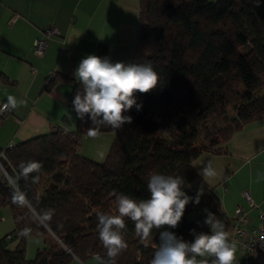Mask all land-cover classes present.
<instances>
[{"label": "trees", "instance_id": "1", "mask_svg": "<svg viewBox=\"0 0 264 264\" xmlns=\"http://www.w3.org/2000/svg\"><path fill=\"white\" fill-rule=\"evenodd\" d=\"M139 0V33L131 63L150 62L160 76L153 91L136 94L142 108L125 115L131 124L120 129L100 126L113 141L103 162L79 154L90 120L77 118L71 131L53 132L0 149V208L14 222L0 237V264H85L99 255L107 259L99 240L97 214H117L115 196L147 199L148 178L156 172L180 176L184 191L200 204L189 203L182 221L167 229L191 242L190 230L205 207L228 229L233 222L221 209L213 189L193 168L202 153H225L229 139L245 126L264 119V0ZM100 46L97 56L106 57ZM68 77L47 74L44 91ZM0 82L6 79L0 76ZM73 81L69 107L80 89ZM74 110V109H73ZM165 133V134H163ZM168 135V136H166ZM42 164L39 180L19 177L21 162ZM22 194L24 206L13 202ZM234 217V216H233ZM128 244L116 264H149L158 247V231L142 243L134 223L125 218ZM27 229V234H22ZM9 236V238H7ZM44 244L26 259L29 237ZM14 243L9 247L8 243ZM211 259V258H209Z\"/></svg>", "mask_w": 264, "mask_h": 264}, {"label": "crops", "instance_id": "2", "mask_svg": "<svg viewBox=\"0 0 264 264\" xmlns=\"http://www.w3.org/2000/svg\"><path fill=\"white\" fill-rule=\"evenodd\" d=\"M138 15L139 0H0V76L7 81L0 82V105L8 95L26 101L0 117V149L57 129L73 131L77 117L69 100L80 61L87 55H97L100 46H105L106 57L113 63H131L139 33ZM50 27L59 35L50 36L43 55L36 56L32 43ZM50 71L73 81L57 82L44 91ZM225 147L223 154L202 153L192 165L199 174L211 162L216 176H199L213 189L229 218L237 208L247 212L244 232L231 241L236 247L234 264H243L239 244L251 228L264 227V119L235 133ZM244 191L257 209L244 201ZM258 212L263 215L261 220ZM13 229L9 209L0 208V237ZM35 237L42 240L34 243L44 244L41 236ZM94 257L85 264H97ZM71 264H77V260ZM257 264H264V259L259 258Z\"/></svg>", "mask_w": 264, "mask_h": 264}, {"label": "clouds", "instance_id": "3", "mask_svg": "<svg viewBox=\"0 0 264 264\" xmlns=\"http://www.w3.org/2000/svg\"><path fill=\"white\" fill-rule=\"evenodd\" d=\"M257 7L260 6L257 0ZM81 87L75 93L72 101L76 117L91 122L88 136L95 138L100 126H110L120 129L125 124H131L133 118L125 115L133 107L139 111L142 104L137 103L136 94H146L156 89L160 76L150 62L146 63H113L110 58L91 54L83 58L74 72ZM26 104L25 100H17L8 95L0 113L15 110ZM42 164L37 161L21 162L19 177L25 181L31 176L32 182L39 180ZM216 170L208 162L199 172L206 178L216 176ZM185 181L180 176L165 175L153 172L147 182V199H134L126 194L115 196L117 214L98 213L97 230L99 240L106 249L107 259L95 256L97 264H116V258L127 249L128 244L123 235L126 229L125 218L135 226L136 236L142 243L151 240L154 230L158 231V247L149 264H234L235 244L230 242L229 232L214 213L204 209V223L211 229L210 234L197 233L190 230L194 239L189 242L178 237L167 229H175L182 221L186 206L189 203L200 204L202 192L189 196L184 191ZM13 202L19 206L26 204L22 194H13ZM24 229L22 234H27ZM211 258V259H209ZM77 264L81 262L77 259Z\"/></svg>", "mask_w": 264, "mask_h": 264}, {"label": "built area", "instance_id": "4", "mask_svg": "<svg viewBox=\"0 0 264 264\" xmlns=\"http://www.w3.org/2000/svg\"><path fill=\"white\" fill-rule=\"evenodd\" d=\"M58 35L59 32L56 28L53 27L46 28L44 30L43 36L33 41L32 43L33 53L36 56H42L47 47V40L49 39V37L58 36ZM53 73H54L53 71L48 72V74L51 76L53 75ZM10 112L11 111L2 112L0 113V117L3 118ZM13 146L14 145L10 143L5 149L12 148ZM0 156H3V152H0ZM0 169L5 174L1 165H0ZM242 197L251 209L253 210L257 209V206L253 203L250 195L246 191L242 193ZM204 209H208V208L205 207ZM204 209H202L203 211L202 215L199 216V218L196 220L194 229L196 230L197 233L203 232L206 234H210L211 233L210 227L204 223L206 217V213L204 212ZM246 213L247 212L242 208H237L234 211L233 222L228 229H225L227 232H229L230 242L234 241L236 236L241 235L244 232L243 226H245L247 223ZM262 217L263 215L258 212L257 218L261 220ZM7 238H9V236H7ZM239 247L244 255L243 264H257L259 258L264 259V227L256 226L251 228L245 240L239 244Z\"/></svg>", "mask_w": 264, "mask_h": 264}, {"label": "rangeland", "instance_id": "5", "mask_svg": "<svg viewBox=\"0 0 264 264\" xmlns=\"http://www.w3.org/2000/svg\"><path fill=\"white\" fill-rule=\"evenodd\" d=\"M165 134V133H163ZM168 136V135H166ZM113 134L111 133H104L101 135H97L95 138H91V137H85L82 141V144L79 148V154L82 155L83 157H86L90 160H93L95 162L101 163L104 161L108 150L110 148V145L113 141ZM9 213V212H8ZM37 240H39V242H41V238L32 236L28 238V243H27V247H26V259H33L36 249L37 247H42V243H34L37 242ZM9 247H12L13 244L12 243H8ZM39 244V246H37ZM30 255V258L29 256Z\"/></svg>", "mask_w": 264, "mask_h": 264}]
</instances>
